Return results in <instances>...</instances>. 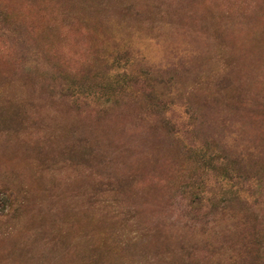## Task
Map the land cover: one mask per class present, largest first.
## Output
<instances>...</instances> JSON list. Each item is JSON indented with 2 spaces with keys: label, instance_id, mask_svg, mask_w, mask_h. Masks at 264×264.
I'll list each match as a JSON object with an SVG mask.
<instances>
[{
  "label": "rangeland",
  "instance_id": "rangeland-1",
  "mask_svg": "<svg viewBox=\"0 0 264 264\" xmlns=\"http://www.w3.org/2000/svg\"><path fill=\"white\" fill-rule=\"evenodd\" d=\"M0 264H264V0H0Z\"/></svg>",
  "mask_w": 264,
  "mask_h": 264
}]
</instances>
